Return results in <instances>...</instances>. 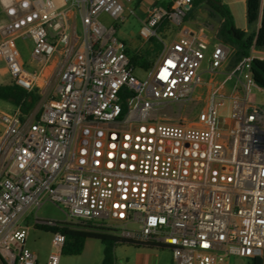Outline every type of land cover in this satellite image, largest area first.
<instances>
[{
  "label": "built area",
  "instance_id": "built-area-1",
  "mask_svg": "<svg viewBox=\"0 0 264 264\" xmlns=\"http://www.w3.org/2000/svg\"><path fill=\"white\" fill-rule=\"evenodd\" d=\"M137 1L5 7L0 60L13 84L37 92L50 64L60 73L53 97L43 91L29 114L0 109V264H38L25 223L36 212L35 225L59 227L38 216L48 202L73 222L119 224L121 236L168 248L172 264H231L233 257L264 264V107L251 95L264 93L251 71L264 57L251 50L226 69L231 50L205 34L185 29L164 40L159 28L181 27L194 1L175 0L171 9L146 10L140 37L161 41L163 51L149 69L138 68L148 74L141 80L115 26L101 19L121 22ZM204 64L224 83H209L194 123L170 121L162 109L180 115L203 101L194 92L204 85ZM230 81L232 96L224 91ZM52 235L47 263L60 264L66 236Z\"/></svg>",
  "mask_w": 264,
  "mask_h": 264
},
{
  "label": "rangeland",
  "instance_id": "rangeland-1",
  "mask_svg": "<svg viewBox=\"0 0 264 264\" xmlns=\"http://www.w3.org/2000/svg\"><path fill=\"white\" fill-rule=\"evenodd\" d=\"M175 0H159L158 4H161L164 7L171 9ZM169 5V6H168ZM201 8L202 11L199 10ZM146 17V11L144 8L143 0H138L137 2L130 4L127 6L124 12V19L119 21H114L108 14H102L101 19L108 23L113 24L117 31V37L119 40L123 41L128 48L129 54H138L142 56H146L150 62L151 66L157 61L160 54L163 51V44L161 41L157 39H153L150 41H144L140 37V30L142 26V21ZM7 21V17L4 18V22ZM202 22L204 26L208 29L207 37L211 39L213 43L222 42L220 38V29H221V18L219 15L213 11V9L208 4H202L199 7H195L187 13L186 18L181 27L175 28L174 26H170L165 23L163 26L159 28V34L164 40H168L172 35H178L183 32V30L187 29L185 27L186 22ZM75 25V23H74ZM78 28L81 29L80 23L78 22ZM1 39V35H0ZM231 50L229 54V60L225 64L224 68L231 69L236 63V48L232 46H228ZM23 53L25 59L31 68H33L36 64L31 58L30 48H23ZM150 66V67H151ZM5 67V63L0 60V70ZM149 69V68H148ZM204 73L202 75L203 78V87L197 88L194 92V96L200 97L202 96V102L198 103V108L186 107L180 115H171V110L169 108H164L161 110L162 115H168V119L173 122L185 121L186 123H194L196 121V115L199 110H201L205 106V98L208 96L210 88L208 87L209 83L213 80L215 83V87H220L225 79V75H212L208 72V67L204 64ZM147 70V69H146ZM146 70L136 69L135 75L141 79L146 80L148 78V74ZM60 73L59 67H53L52 64L42 72L40 84L42 87L37 89V94L42 98V92L48 96V98H52L54 95L58 75ZM0 83L1 85H9L12 84V79L9 75H3L0 71ZM224 91L228 96H232L235 94V81H230L225 84ZM252 97L256 100V102L264 107V93H261L255 89L251 91ZM41 100V99H40ZM39 102H37L36 107ZM0 109L13 112L16 110V107L0 100ZM35 213L29 214L28 219L25 223L26 226L30 227L27 244L28 247L37 254L38 256V264H48V259L50 254L54 251L52 244V232L46 231L44 229H40L35 225ZM38 216L42 219L51 220L53 222H57L60 228L63 227H74L83 225L81 223L73 222L68 217L67 214L63 211V209L55 204L48 202L46 203L40 210H38ZM87 225V224H85ZM131 230H135V226L130 227ZM111 230H114L116 234L122 235L124 232V228L116 224L111 227ZM96 245L97 247H102L104 250L103 244L100 242L90 243ZM70 258V257H69ZM68 257L65 258L62 256L60 264H85L81 260L71 261ZM100 264V262L96 263ZM231 264H250L249 259L245 257H233L231 259Z\"/></svg>",
  "mask_w": 264,
  "mask_h": 264
},
{
  "label": "trees",
  "instance_id": "trees-1",
  "mask_svg": "<svg viewBox=\"0 0 264 264\" xmlns=\"http://www.w3.org/2000/svg\"><path fill=\"white\" fill-rule=\"evenodd\" d=\"M202 4H208L213 11L223 19L220 29V38L223 44L236 48L235 64L245 57L250 56L252 46L264 50V7L260 29L257 33H247L236 27L233 14L227 5L222 3V0H194L191 10ZM259 10L260 0H246L247 22L250 27L257 22ZM129 56L133 68H150L151 62L146 56L138 54H129ZM251 71L254 81L260 87L264 88V60L253 59ZM39 98L37 92H27L13 83L9 85H0V100L15 106L23 115L29 114L35 108ZM37 227L49 232H61L66 236V243L62 252L64 256L81 254L88 240L100 241L104 246L102 264H115V248L118 245L165 248L163 246L144 243L133 238L118 235L114 230L97 227L92 223L77 226L78 228L69 226L60 228L40 225ZM249 261L250 264H263L260 258L251 259Z\"/></svg>",
  "mask_w": 264,
  "mask_h": 264
},
{
  "label": "crops",
  "instance_id": "crops-1",
  "mask_svg": "<svg viewBox=\"0 0 264 264\" xmlns=\"http://www.w3.org/2000/svg\"><path fill=\"white\" fill-rule=\"evenodd\" d=\"M11 1L12 0H0V28L5 23L4 18L7 17L5 7L9 5ZM158 1L159 0H143L145 11L151 5H158ZM222 3L227 5L231 13L233 14L237 28L246 31L247 33L258 32V30L261 27L264 0H260L259 17L257 22L251 27L248 25L247 22L246 0H222ZM199 10L202 11L201 8H199ZM69 15L72 18V20L73 18H75L73 12H71ZM222 22L223 19L221 18V23ZM185 27L191 32L205 34L206 37L208 36L207 35L208 29L204 26V23L202 22L188 21L185 23ZM208 40L212 44H215L211 39ZM216 44H223V43L217 42ZM226 46L228 47V45ZM251 50H254L252 52L254 56L264 57V50L257 49L254 46H252ZM0 71L2 72L3 75L6 74L9 75L6 67L2 68ZM93 242H100V241L88 240L81 254L67 255V256H64L62 254V256L65 258L70 257L71 259L70 258L69 259L72 262L76 260H81L85 264H96L98 262L102 264L103 248L101 246L97 247L96 245L90 244ZM115 264H172V252L168 248H148V247H135L130 245H118L115 248Z\"/></svg>",
  "mask_w": 264,
  "mask_h": 264
},
{
  "label": "water",
  "instance_id": "water-1",
  "mask_svg": "<svg viewBox=\"0 0 264 264\" xmlns=\"http://www.w3.org/2000/svg\"><path fill=\"white\" fill-rule=\"evenodd\" d=\"M220 121H222V120H220Z\"/></svg>",
  "mask_w": 264,
  "mask_h": 264
}]
</instances>
